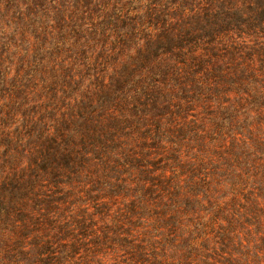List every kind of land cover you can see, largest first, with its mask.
Returning <instances> with one entry per match:
<instances>
[{
    "label": "trees",
    "instance_id": "1",
    "mask_svg": "<svg viewBox=\"0 0 264 264\" xmlns=\"http://www.w3.org/2000/svg\"><path fill=\"white\" fill-rule=\"evenodd\" d=\"M0 264H264V0H0Z\"/></svg>",
    "mask_w": 264,
    "mask_h": 264
}]
</instances>
